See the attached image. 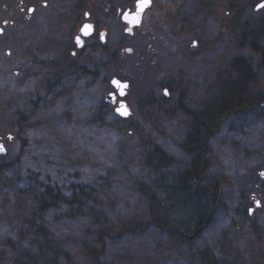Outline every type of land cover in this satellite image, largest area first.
Returning <instances> with one entry per match:
<instances>
[{
    "label": "rangeland",
    "instance_id": "1",
    "mask_svg": "<svg viewBox=\"0 0 264 264\" xmlns=\"http://www.w3.org/2000/svg\"><path fill=\"white\" fill-rule=\"evenodd\" d=\"M133 1L97 0L88 18L76 0L44 16L41 2L31 16L10 15L0 3V264H254L256 251L264 252L261 108L246 121L234 109L208 119V131H217L209 133L201 170L202 229L187 238L150 224L156 199L167 197L155 193L156 181L190 166L191 121L227 80L232 60L250 58L264 90L262 54L238 34L239 24L242 34L244 23L264 19V7L255 9L260 0H188L190 14L170 48L174 40L160 46L155 27L125 33L116 10ZM96 19L105 46L95 31L79 48L82 24ZM112 77L129 83L127 118L104 99L115 91ZM155 147L173 159L157 171L145 162ZM48 190L62 199L48 201ZM236 208L250 216H234ZM194 209L170 216L187 231Z\"/></svg>",
    "mask_w": 264,
    "mask_h": 264
},
{
    "label": "flooded vegetation",
    "instance_id": "2",
    "mask_svg": "<svg viewBox=\"0 0 264 264\" xmlns=\"http://www.w3.org/2000/svg\"><path fill=\"white\" fill-rule=\"evenodd\" d=\"M78 1V3L75 4V7L80 8H87V10L84 12V16L85 17H92L95 16V14H93L94 9L93 7L96 5V1L97 0H76ZM136 1H133V4L131 6H127L125 8H123V10H116L117 16L120 18L121 13L125 10H129V12H133L136 9ZM260 1H264V0H260ZM5 2V3H4ZM41 2V6L43 7V15L40 16H44L45 15V11L46 13H55V14H60V11L63 10L61 9V3L63 2V0H0V3L2 4V8L4 11H7L8 14L13 15V14H18L19 12H25V14L27 16H31L33 13L39 12L38 10V3ZM15 3H18L19 6V10H17L16 12V5ZM188 4V0H150V5L144 10L143 15H142V21L141 24L137 27L133 28L132 33H129L130 35L134 33L135 30H141L142 33L145 32H151L154 27L157 28L159 30V32H163L161 36L158 37L159 39V44L160 46H163L164 44H166V38L168 37L169 40H174L172 42L169 43L170 48L175 46L174 44H176V35L175 33L178 32V29L182 26L181 24H186L187 19L185 17H187L186 15L190 14V9L187 7ZM202 5V4H201ZM204 6V5H203ZM29 9H32V11H29ZM103 10H105V8H103ZM260 10V9H258ZM21 12V13H22ZM15 16V15H14ZM96 20H91L90 22H84L82 25H84L85 23H89L92 27V33L93 32H98L97 34L100 36L103 32L102 28H100L98 26L99 21ZM121 20V18H120ZM12 23V22H11ZM124 26V29L126 28V23L122 22ZM3 24H5L3 22ZM239 24V23H238ZM252 22H248L246 25L244 23L243 28L244 31L241 34L240 33V24L238 26V34L240 36V40L241 42H244L245 44H249L250 46H253L255 49H257L261 54H262V59L264 60V19H261L259 22L255 23L252 26ZM82 27V26H81ZM99 27V29H98ZM0 33H2V28H0ZM91 33V34H92ZM126 33V32H125ZM166 33V34H165ZM77 39L79 41H81V43H77V45L79 46V48H81L82 44H84V36H78ZM196 42L194 41L193 44H195ZM99 46L103 47L105 45H100L102 44L99 40ZM104 44V43H103ZM85 48V47H84ZM236 60H242L244 62V68L246 67L247 70V75H246V79L244 80V82L242 83L243 86V94H244V99H240L238 106L234 109V113L235 116H242V118H244L243 120L246 121V118L252 117L254 116V114L258 113L257 109L261 108V111L264 110V90L262 91L261 89L257 88L256 83H255V73L252 69V65L250 62V58H243V57H236L234 58ZM165 63H161L160 64V69H164L165 67ZM160 70V71H161ZM224 71V69H223ZM222 71V72H223ZM223 73H221L222 75ZM235 83H237L236 80H239V74H235ZM239 82V81H238ZM205 84V80L202 84V86H204ZM226 84V80L222 79V81L218 82V87H217V93L215 94V96H218V100L219 102L223 105L224 103V99H223V93H224V86ZM227 84H229V82H227ZM240 84V83H238ZM169 85V84H168ZM168 85L164 84L162 86V92L163 95L165 97H168L169 95V89H168ZM167 89V94L164 93V89ZM129 89V86H128ZM128 92V90H127ZM127 95V93H126ZM125 95V96H126ZM222 97V98H221ZM125 98V97H124ZM127 104V103H126ZM220 105V106H222ZM128 106V105H127ZM112 107L114 108V105H112ZM209 106H208V102L206 101L205 104L202 103L201 105V120L200 123H193L191 121L190 124V131L192 129V126H194V124L199 125L198 127H200V138L203 141L202 147L200 149L201 153H202V158H204L205 152H207L206 149V141L208 139V137L210 136L209 133L213 134L217 131V129H212L211 132L210 130L208 131V125H210L209 122ZM131 112V111H130ZM192 110H188L187 114L188 117L191 116ZM238 114V115H237ZM220 120H216V125L217 122L219 123ZM213 125V123H211ZM215 124V123H214ZM197 136H198V131L196 132ZM199 138H197L198 140ZM1 146V144H0ZM206 165V164H205ZM204 169V168H202ZM207 193V192H205ZM208 203H205L204 205H207ZM250 211L251 210H247L246 212L243 211V209L241 208H236L234 209L233 214L234 216L237 215L238 217L242 216V217H249L250 216ZM209 220V217H207V221L205 223H207ZM231 227V224L229 225V228ZM193 230L195 229V233H191L188 236H186L187 238H191L192 235L194 236L195 234H197L199 232V230L202 229V225L200 226H194L192 228ZM231 230H234V227L230 228ZM244 228H242L243 230ZM250 230V228H249ZM253 230V227H252ZM252 236H256V232L250 233ZM259 258L255 259V261L257 263L254 264H264V252L257 250L256 251ZM263 252V253H262ZM220 260L217 261V263ZM221 262V261H220Z\"/></svg>",
    "mask_w": 264,
    "mask_h": 264
},
{
    "label": "trees",
    "instance_id": "3",
    "mask_svg": "<svg viewBox=\"0 0 264 264\" xmlns=\"http://www.w3.org/2000/svg\"><path fill=\"white\" fill-rule=\"evenodd\" d=\"M244 66L245 65L242 60L233 59L230 63L229 70H226L227 80L224 86L223 93L224 103L222 105L219 102L218 96L214 97L212 102L209 104V119H213L214 116H220V114L225 110L227 111L230 109H235L238 106L239 100H243L245 98L243 94L242 83L246 79L247 70L246 67L244 68ZM235 74H239V80H236L237 83H235L234 79ZM229 76H232V79L229 78ZM227 82H229V84H227ZM193 120L194 123H200L201 114L195 116ZM198 126L199 125L196 124L192 126L189 136L186 139V146L184 150L186 154H190L188 163L190 164V166L185 171L178 174H170L169 172L162 173L156 181V183H160L158 185L160 189L155 193L162 192L165 193L167 197L164 201H159L158 199H156L158 205L152 210L153 213L152 218L150 219V224L161 227L167 232H170V234L178 237L187 234L189 235L190 233H195V229L193 230L192 228L194 226H200L203 224L202 221L204 216H202L203 213L201 212L202 210H207V205H204L201 200V193L206 191L204 187L205 185L202 183V181L204 180V176L201 175V170L205 167L206 160L205 158H202V153L200 151L202 143L200 142V127ZM197 131L198 136L196 134ZM197 138L199 139L197 140ZM145 162L146 165L157 171L164 168L165 164H171L173 162V159L170 158L165 152L155 147L152 151L146 154ZM200 189L203 191H201ZM209 189H212L211 186H209ZM45 195L47 196V199H49L48 201H50L51 198L58 200L62 199L61 195L52 196L51 191L49 190L46 191ZM210 196H212L213 198L215 196V193ZM152 199L150 200V202L152 201ZM162 202L165 204H163ZM46 203L48 202L42 201V205H45ZM162 205H167L168 209ZM190 206L192 207V209L194 207L196 209V212L198 211V213H195L193 216L194 220L196 221L194 226L186 231L185 229L183 230V228L180 229V227L175 222H173L170 213H172V210H174L176 215V210H188ZM204 214L206 215V213ZM39 232L41 233L44 242H48L46 237L48 232L46 231V229L40 227Z\"/></svg>",
    "mask_w": 264,
    "mask_h": 264
},
{
    "label": "water",
    "instance_id": "4",
    "mask_svg": "<svg viewBox=\"0 0 264 264\" xmlns=\"http://www.w3.org/2000/svg\"><path fill=\"white\" fill-rule=\"evenodd\" d=\"M135 4H136V9L133 12H129V10H125L121 13L120 16L121 21L126 23V28H125L126 33H132L133 28L141 24L143 12L150 5V0H147V3L144 4L143 6H139L140 0H137ZM262 4H264V1H259L255 5V9L256 10L260 9L261 7L258 8V5H262ZM91 33H92V27L89 23H85L80 28V35L84 37L89 36ZM99 40L103 44L105 42L104 35H103V39H101V35H100ZM110 84L115 89V91L106 94L104 99L109 104L114 105V112L120 118H127L130 115V109L126 104L124 97L127 93L129 83L127 81L119 80L116 77H112L110 79ZM164 93H167V89H164ZM122 104L125 106L127 115H122L120 112L117 111V109H119ZM1 152H3V150Z\"/></svg>",
    "mask_w": 264,
    "mask_h": 264
},
{
    "label": "snow or ice",
    "instance_id": "5",
    "mask_svg": "<svg viewBox=\"0 0 264 264\" xmlns=\"http://www.w3.org/2000/svg\"><path fill=\"white\" fill-rule=\"evenodd\" d=\"M147 3V0H140V5L139 6H143L144 4ZM259 7H264V4L262 5H258V8ZM29 11H32V9H29ZM101 39H103V34H101ZM79 43V40L77 41ZM167 94V93H165ZM118 112H120L122 115H127V111L125 109V106L122 104L121 107L119 109H117ZM3 148L2 146H0V151H2Z\"/></svg>",
    "mask_w": 264,
    "mask_h": 264
}]
</instances>
